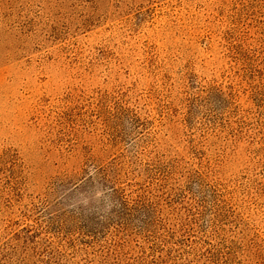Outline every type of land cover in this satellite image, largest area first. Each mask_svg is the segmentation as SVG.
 <instances>
[{
  "label": "rangeland",
  "instance_id": "rangeland-1",
  "mask_svg": "<svg viewBox=\"0 0 264 264\" xmlns=\"http://www.w3.org/2000/svg\"><path fill=\"white\" fill-rule=\"evenodd\" d=\"M0 264H264V0H0Z\"/></svg>",
  "mask_w": 264,
  "mask_h": 264
}]
</instances>
